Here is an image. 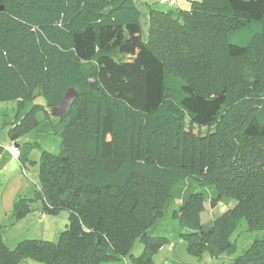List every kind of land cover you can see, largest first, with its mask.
<instances>
[{
  "label": "trees",
  "instance_id": "16d2710c",
  "mask_svg": "<svg viewBox=\"0 0 264 264\" xmlns=\"http://www.w3.org/2000/svg\"><path fill=\"white\" fill-rule=\"evenodd\" d=\"M0 6V101L19 103L12 141L36 125L35 108L20 117L35 95L44 96L52 114L69 88L78 92L60 117V153L44 151L39 168L44 211L68 210V228L56 242L24 239L15 248L0 237V264L127 257L155 264L168 240L151 236L149 227L167 200L181 194L169 182L139 180L143 167L198 182L175 211L190 228L182 236L191 255L232 251L230 235L242 220L264 231V85L255 78L241 104L245 113L231 115L229 88L216 79L256 45L264 50V0L152 9L146 39L135 0H0ZM198 185L213 187V207L224 199L237 204L205 225L206 193ZM137 240L145 246L135 256ZM233 264H264V237Z\"/></svg>",
  "mask_w": 264,
  "mask_h": 264
},
{
  "label": "rangeland",
  "instance_id": "374dc122",
  "mask_svg": "<svg viewBox=\"0 0 264 264\" xmlns=\"http://www.w3.org/2000/svg\"><path fill=\"white\" fill-rule=\"evenodd\" d=\"M178 1L182 6V0H135L141 11L143 39H146L148 35L150 10L175 11L181 9L177 6ZM189 1L191 3L198 0ZM256 46L247 59L237 61L216 75L217 81L229 88L228 110L231 115L236 110H239V113H245L241 109V104H247L249 101L255 86L253 83L255 78L260 77L264 85V50L259 45ZM0 106V145L6 147L14 143L9 131L14 126L19 103L14 100L0 101ZM32 108H35L34 115L37 123L16 140L22 147L24 164L9 155L0 161V237L10 248H15L24 239L37 238L56 242L66 231L70 222L68 210L62 209L56 213H46L40 197V159L44 151L60 153L62 122L59 116L48 113L47 102L43 95L37 94L33 100L27 101L26 108L20 116L21 120ZM12 109H15L16 113ZM172 109V105L168 104L166 111L169 112ZM232 129L234 132H231V136L235 144V137L237 138L236 142L239 140V137L235 136V131L239 130L235 121ZM203 130L206 129L203 128ZM6 166H9V169ZM137 178L169 182L170 185H175V189L181 194L180 197L173 196L167 200L161 215L149 227L151 236L164 237L168 240L155 253L153 257L155 264H233L235 257L244 253L255 240L264 237V231L251 230L246 220H242L239 227L230 235L231 240L234 241L232 251L213 256L207 250L202 257L193 256L188 251V241L182 236V233L188 232L190 228L181 222L175 211L179 209L182 198L186 197L192 185L198 182L180 172L166 174L160 170L146 167L140 169ZM198 189L206 193L204 210L201 213V220L205 225H212L216 218L237 204V200L234 198L224 199L216 207H213L210 203V198L214 194L213 187L198 185ZM40 214H43L42 220ZM170 244L173 245L170 246ZM144 246V242L137 240L132 253L135 256L140 255ZM127 259L124 264H133L130 257ZM101 264L118 263L115 261L102 262Z\"/></svg>",
  "mask_w": 264,
  "mask_h": 264
},
{
  "label": "water",
  "instance_id": "95a60500",
  "mask_svg": "<svg viewBox=\"0 0 264 264\" xmlns=\"http://www.w3.org/2000/svg\"><path fill=\"white\" fill-rule=\"evenodd\" d=\"M2 8L3 7L0 6V9ZM89 83L92 89H95L98 87L97 81L92 77H89ZM77 96H78L77 90H75L74 88H69L66 94L64 95L62 101L58 105L52 108L51 113L59 117L67 114L71 110V107L75 99L77 98Z\"/></svg>",
  "mask_w": 264,
  "mask_h": 264
},
{
  "label": "crops",
  "instance_id": "0c3cea01",
  "mask_svg": "<svg viewBox=\"0 0 264 264\" xmlns=\"http://www.w3.org/2000/svg\"><path fill=\"white\" fill-rule=\"evenodd\" d=\"M182 6L179 4V1H178V5L177 6H179V8H181V9H186V10H188L189 8H190V1L189 0H182ZM0 108H1V106H0ZM13 110V112H15V109H12ZM16 113V112H15ZM12 144H14L15 146H17V145H19L18 143H17V141L15 142L14 141V143H12ZM11 144V145H12ZM11 145H9V146H6V147H4V151H3V153L0 155V161H2L4 158H5V156L6 155H9V156H12L11 155V153H10V151L8 150V148L11 146ZM13 157V156H12ZM14 158V157H13ZM14 159H16V158H14ZM7 167V169H9V166H6ZM41 215V214H40ZM43 215V214H42ZM41 215V220L43 219V216ZM171 245H173V244H170V246ZM128 259L127 258H124L123 260H121V261H116L118 264H120V263H122V264H124L126 261H127ZM125 261V262H124ZM127 264V263H126Z\"/></svg>",
  "mask_w": 264,
  "mask_h": 264
},
{
  "label": "built area",
  "instance_id": "2783aa9c",
  "mask_svg": "<svg viewBox=\"0 0 264 264\" xmlns=\"http://www.w3.org/2000/svg\"><path fill=\"white\" fill-rule=\"evenodd\" d=\"M8 150L10 151L11 155H12L14 158H16V159L19 158V156H20V150H19V148H18L17 146L12 145V146H10V147L8 148Z\"/></svg>",
  "mask_w": 264,
  "mask_h": 264
}]
</instances>
